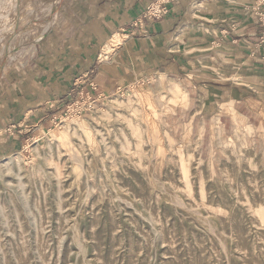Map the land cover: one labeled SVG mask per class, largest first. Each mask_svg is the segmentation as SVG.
Masks as SVG:
<instances>
[{
    "label": "rangeland",
    "instance_id": "374dc122",
    "mask_svg": "<svg viewBox=\"0 0 264 264\" xmlns=\"http://www.w3.org/2000/svg\"><path fill=\"white\" fill-rule=\"evenodd\" d=\"M35 2L0 0V57L46 13ZM166 85L79 92L0 159V264H264V148L187 123Z\"/></svg>",
    "mask_w": 264,
    "mask_h": 264
},
{
    "label": "crops",
    "instance_id": "0c3cea01",
    "mask_svg": "<svg viewBox=\"0 0 264 264\" xmlns=\"http://www.w3.org/2000/svg\"><path fill=\"white\" fill-rule=\"evenodd\" d=\"M149 2L34 3L46 13L0 57V159L79 92L112 95L152 78L179 90L187 123L225 122L264 148V0H176L158 17L144 13Z\"/></svg>",
    "mask_w": 264,
    "mask_h": 264
},
{
    "label": "built area",
    "instance_id": "2783aa9c",
    "mask_svg": "<svg viewBox=\"0 0 264 264\" xmlns=\"http://www.w3.org/2000/svg\"><path fill=\"white\" fill-rule=\"evenodd\" d=\"M176 0H150L148 7L145 9L144 13L151 17H158L163 14L168 5ZM261 23L264 25V18L262 19V14H260ZM95 100L88 97H82L78 104L76 105V111H82L83 109H89Z\"/></svg>",
    "mask_w": 264,
    "mask_h": 264
}]
</instances>
